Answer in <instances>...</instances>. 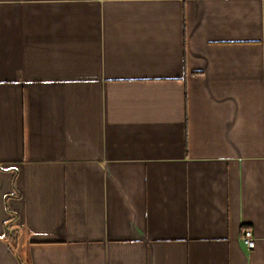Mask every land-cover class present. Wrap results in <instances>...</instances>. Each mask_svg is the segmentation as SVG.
<instances>
[{"label": "crops", "instance_id": "1", "mask_svg": "<svg viewBox=\"0 0 264 264\" xmlns=\"http://www.w3.org/2000/svg\"><path fill=\"white\" fill-rule=\"evenodd\" d=\"M0 264H264V0H0Z\"/></svg>", "mask_w": 264, "mask_h": 264}, {"label": "built area", "instance_id": "2", "mask_svg": "<svg viewBox=\"0 0 264 264\" xmlns=\"http://www.w3.org/2000/svg\"><path fill=\"white\" fill-rule=\"evenodd\" d=\"M241 241L248 249L255 246V237L250 229L246 228L243 230L241 234Z\"/></svg>", "mask_w": 264, "mask_h": 264}]
</instances>
